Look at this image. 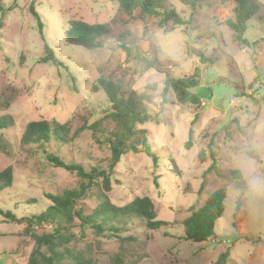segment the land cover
Here are the masks:
<instances>
[{"label": "rangeland", "instance_id": "374dc122", "mask_svg": "<svg viewBox=\"0 0 264 264\" xmlns=\"http://www.w3.org/2000/svg\"><path fill=\"white\" fill-rule=\"evenodd\" d=\"M197 1L195 7L166 1V10H175L184 25L162 27L156 16L133 21L125 44L134 56L127 60L115 41L90 54L64 40L72 19L108 22L118 8L116 0H0V124H9L0 125V172L14 169L12 187L0 192V210L20 220L0 215V264H27L33 236L53 230L34 219L53 205L48 196L80 186V179L54 166L49 155L88 171L109 168L110 151L94 140L92 131L65 147L55 142L21 147L30 122L73 120L77 128L79 115L88 117L90 125L102 120L108 97L92 88L98 66L106 62L125 99L130 91L151 97L144 107L155 122L138 128L147 131L149 150L157 159L155 164L145 152L125 155L114 168L109 198L125 206L149 197L157 219L172 225L150 232L143 221L131 218L128 224L121 222L119 231L102 235L76 228L70 248L90 264H114L118 257L138 264H216L227 250V264H264V19L248 21L239 33L231 26L236 23L231 0ZM256 1L263 7L259 18L264 0ZM139 55L157 59L166 73L153 69L136 77L133 71L145 68ZM195 76L199 85L193 92L201 105L182 106L168 80ZM196 114L200 118L193 125ZM112 129L103 120L98 135ZM212 139L218 172L205 175L212 160L207 155L200 163L198 154L207 152ZM233 171L240 177H232ZM224 187L225 212L214 237L201 244L186 241L181 223L190 216L189 209ZM83 202L95 208L97 191L91 189Z\"/></svg>", "mask_w": 264, "mask_h": 264}, {"label": "trees", "instance_id": "16d2710c", "mask_svg": "<svg viewBox=\"0 0 264 264\" xmlns=\"http://www.w3.org/2000/svg\"><path fill=\"white\" fill-rule=\"evenodd\" d=\"M167 0H116L118 8L114 16L106 23L90 24L79 19H72L67 24L64 33V40L68 45H76L85 48L90 54L103 50L110 41L117 43L116 47L123 49L127 55V60L133 58L132 49L125 44L129 37V25L136 20L145 21L148 17H161L160 26L165 27L184 25V20L175 10H166ZM185 5L195 7L197 0H179ZM235 4L236 23L231 26L239 33H243L248 28V21L256 23L264 16H257L263 7L256 0H231ZM0 3V12L3 11ZM34 11V10H33ZM33 14L38 18L36 12ZM40 19V18H38ZM241 41L249 42L242 36ZM137 59L144 63V70L133 71L136 77L141 78L144 73L150 70L162 71V65L155 60H148L145 55L137 56ZM203 59V58H202ZM204 60V59H203ZM206 61V60H204ZM112 65L106 62L97 68L98 78L93 92L103 90L109 101V108L104 112L102 120L90 125L88 117L79 115L78 123L75 127L73 120L60 124L56 121L40 120L30 122L21 137V147L42 146L55 142L59 147L70 145L82 133L92 131L94 140L110 151L111 158L108 169L94 167L91 170L81 164L66 163L58 156L49 155V161L56 167L68 171L80 179L78 189L66 190L62 194L49 195L53 203L47 211L34 217L40 226L50 225L52 233L34 235V247L29 255L27 264H90L83 258H79L70 248L71 243L76 239L73 229L79 228L85 231L87 228L93 229L98 235L121 229V222L129 223L131 218H136L145 223V227L150 232H160L172 224L157 219V210L154 202L149 197H137L125 206L112 204L109 193L112 191L111 179L114 176V168L121 162V159L129 154H140L145 152L153 157L157 164V159L149 150L147 143V131L139 129L155 122V118L150 115L144 107L145 102H149L151 97L146 93L138 95L130 91L127 98L121 90V85L111 74ZM164 72V70L162 71ZM128 75V73H126ZM132 81H135V77ZM199 85V77L188 79L168 80V88L172 89L176 100L182 106H200V97L193 92ZM148 89L154 90L153 86ZM200 115L196 114L193 125L199 121ZM109 121L113 129L106 135H98L102 121ZM0 125H9L6 122ZM2 128V127H0ZM193 131L190 133L192 135ZM191 138V137H190ZM191 141L186 143V148H191ZM143 148L141 151L140 148ZM213 139L210 141L207 152L201 150L198 154V161L204 163L206 157L212 160V165L205 172H218V158L213 149ZM232 177H240L238 172H231ZM14 182V169L12 166L0 172V192L12 187ZM97 191L98 205L90 208L83 200L89 191ZM227 189L220 188L212 193L206 201L200 205L192 206L190 216L185 218L181 225L184 228V239L192 243H205L215 235L216 222L224 215ZM0 215H4L11 222L20 220L12 213H4L0 210ZM118 222V226L112 225ZM33 222H29V226ZM112 225V226H111ZM230 250L219 256L216 264H227ZM139 261L130 263L123 258H116L114 264H138Z\"/></svg>", "mask_w": 264, "mask_h": 264}]
</instances>
